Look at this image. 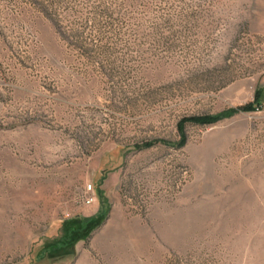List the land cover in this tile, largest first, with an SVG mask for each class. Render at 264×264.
Listing matches in <instances>:
<instances>
[{"label":"rangeland","instance_id":"1","mask_svg":"<svg viewBox=\"0 0 264 264\" xmlns=\"http://www.w3.org/2000/svg\"><path fill=\"white\" fill-rule=\"evenodd\" d=\"M0 264H264V0H0Z\"/></svg>","mask_w":264,"mask_h":264},{"label":"trees","instance_id":"2","mask_svg":"<svg viewBox=\"0 0 264 264\" xmlns=\"http://www.w3.org/2000/svg\"><path fill=\"white\" fill-rule=\"evenodd\" d=\"M258 101V98L256 99V103ZM253 111L254 108L252 105H248L247 107H243V108H240V109H236V110H232L230 113L231 115H233L234 113H237L239 111ZM214 118H202V119H197V120H191L192 122L194 123H199V124H205V123H210Z\"/></svg>","mask_w":264,"mask_h":264},{"label":"built area","instance_id":"3","mask_svg":"<svg viewBox=\"0 0 264 264\" xmlns=\"http://www.w3.org/2000/svg\"><path fill=\"white\" fill-rule=\"evenodd\" d=\"M94 201H95V199L93 198V196H88L85 199L84 203H85V205L89 206V205H92L94 203Z\"/></svg>","mask_w":264,"mask_h":264}]
</instances>
